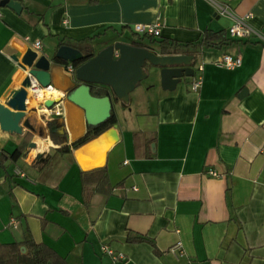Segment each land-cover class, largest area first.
I'll use <instances>...</instances> for the list:
<instances>
[{
    "label": "crops",
    "instance_id": "crops-1",
    "mask_svg": "<svg viewBox=\"0 0 264 264\" xmlns=\"http://www.w3.org/2000/svg\"><path fill=\"white\" fill-rule=\"evenodd\" d=\"M18 1L19 14L0 6V105L21 87L26 71L18 61L35 40L51 61L53 92L28 91L21 123L33 130L0 128V244L31 239L54 251L59 264H107L102 243L122 256L114 264H264V43L230 37L231 18L208 0ZM212 1L237 16L249 13L248 23L264 34V0ZM157 20L153 41L132 29ZM205 30L223 32L213 39L221 43L182 45ZM133 40L159 54L160 40L181 44L177 54L193 55L192 74L164 89L159 69L146 62L152 82L136 107L120 121L121 102L114 103L116 128L71 148L86 122L66 99L77 83L69 62L53 59L59 43H87L96 54ZM222 54L241 62L218 66ZM47 99L58 100L60 115H46ZM97 167H105L106 182L96 172L86 173L84 184L82 172Z\"/></svg>",
    "mask_w": 264,
    "mask_h": 264
},
{
    "label": "water",
    "instance_id": "water-1",
    "mask_svg": "<svg viewBox=\"0 0 264 264\" xmlns=\"http://www.w3.org/2000/svg\"><path fill=\"white\" fill-rule=\"evenodd\" d=\"M0 6H6L19 14L22 6L18 0H0ZM117 56L114 57V52ZM82 53L69 45H60L53 59L64 62H77L82 59ZM17 61V56H12ZM193 55L188 54H159L154 48L146 44L134 45L124 42H114L99 50L74 70L75 78L80 83L66 94V99L83 111L85 122L96 125L107 120L111 115L112 102L110 96H95L90 93L89 84H102L108 86L115 98L127 104L129 93L138 82L150 75L152 68H158L162 88L171 90L182 76L192 74ZM151 67L145 69V63ZM22 70L26 71L21 81V87L16 90L6 101V107L0 105V128L2 130L20 132L21 126L33 130L28 120L21 123L24 118L28 91L34 93L37 88L31 86L30 77H34L41 87L50 85L51 74L49 71L51 61L45 55L31 47L26 48L18 61ZM244 92L242 90L240 94ZM57 99H47L42 102L45 108H51ZM12 109V111L10 109ZM35 110V109H33ZM111 127L116 128L113 123ZM110 127V128H111Z\"/></svg>",
    "mask_w": 264,
    "mask_h": 264
},
{
    "label": "trees",
    "instance_id": "trees-1",
    "mask_svg": "<svg viewBox=\"0 0 264 264\" xmlns=\"http://www.w3.org/2000/svg\"><path fill=\"white\" fill-rule=\"evenodd\" d=\"M141 39L146 37L149 40L153 41L155 40V36H150L146 34H139L136 33ZM215 38H223V32H212L210 30H205L202 33V37L199 41L195 43H187V44H182L183 46L187 47L189 45H192V48L194 47H212L215 45H218L221 43V40L219 42H213V39ZM89 41V39L87 40ZM160 43V53H165V54H177L180 53L178 52L177 47L181 46V44L175 43V42H165L164 40L158 41ZM63 44V41L59 43V46ZM130 44L134 45H142L143 43L137 40H133L130 42ZM64 45V44H63ZM73 47V46H72ZM76 48V46L74 47ZM77 49L82 53V59L71 63L72 66L74 67V70L76 67H78L80 64H82L84 61H86L88 58L92 57L95 52L93 48L90 46V44H84L81 46H77ZM54 60L58 62H62L67 64V62H64L63 60L55 59ZM76 85L74 88L80 83L76 78ZM90 86V93L95 96H104L108 95L110 96L111 102H112V108H111V115L110 117L105 120L102 123H98L96 125H90L86 123V131L85 133L76 139L75 141L71 142L70 147L71 148H76L83 143L87 142L91 138L97 136L100 134L102 131L110 127L113 123H115V115H114V110H113V104L118 102V100L115 98V95L112 93L111 89L102 84H89ZM73 88V89H74ZM72 89V90H73ZM122 106H126L125 104L121 103ZM52 106L51 108H53ZM60 150H69V146H65L60 148ZM19 156V150L16 149L14 150L11 154V158H16ZM96 172H99L97 181L105 183L106 182V170L105 167H97L94 168L88 172H82V181L85 184V174L86 173H92L95 174ZM85 187V185H84ZM87 187V186H86ZM87 189V188H86ZM20 244H23L25 247V252L22 253L19 249ZM64 261L50 248H48L46 245L42 243H36L31 239H26L22 241L21 243H8V244H0V264H59L63 263Z\"/></svg>",
    "mask_w": 264,
    "mask_h": 264
},
{
    "label": "built area",
    "instance_id": "built-area-1",
    "mask_svg": "<svg viewBox=\"0 0 264 264\" xmlns=\"http://www.w3.org/2000/svg\"><path fill=\"white\" fill-rule=\"evenodd\" d=\"M210 2H212L214 4V6L217 9V12L220 15H227L231 18V24L228 26L227 28V32L229 34L230 37L232 38H237V39H244V38H256L258 40H260L262 43H264V34L260 33L259 31H257L256 29H254L249 23H248V19L250 18V14H245L243 16H237L235 14H233L227 6H225L224 4H220L218 2H214L212 0H208ZM160 22L157 20L155 22L152 23H135L132 25V29L134 32L139 33V34H146V35H150V36H159L160 33ZM31 48L33 50L38 51V49L40 48V42L38 40L33 41L31 44ZM114 56H117V52L114 53ZM241 62V58L240 56H235L232 57L231 55L228 54H222L220 55L215 64L218 66H222L225 68H234L236 66H238ZM66 69L69 72H73V66L71 63L66 65ZM198 70H202V65L198 66ZM30 81H31V86L36 87L37 89L34 91L37 95H39L41 93V96H43V92H50L52 91L51 89V85H48L47 87H41L37 81L35 80L34 77H30ZM201 83V76L198 74L196 75L192 82H191V89L192 90H196L199 85ZM45 108V107H44ZM45 113L46 115H54V116H58L60 115V112L58 111V109H52V108H45ZM209 174L211 175H216V172L214 171H209ZM11 222H14V220H11ZM180 247V243L177 242L176 244H174L173 246H171L170 250L172 252H174L175 250H177ZM100 250L103 254L107 255L110 258V262L107 264H114L117 260H120L122 258L121 255L116 254L115 252H113L111 249H109L107 247V245L105 243H102L100 245Z\"/></svg>",
    "mask_w": 264,
    "mask_h": 264
},
{
    "label": "rangeland",
    "instance_id": "rangeland-1",
    "mask_svg": "<svg viewBox=\"0 0 264 264\" xmlns=\"http://www.w3.org/2000/svg\"><path fill=\"white\" fill-rule=\"evenodd\" d=\"M147 66V63H145V68ZM151 74L148 75L145 79L138 82L136 87L129 93V100L126 106H122L120 103H115L117 106L115 108L117 109L119 120L121 121V118L123 116H127L128 113H130V109H133L136 107L134 99L138 96H141L145 93V90L148 89V87L151 85L152 79ZM146 97V96H144Z\"/></svg>",
    "mask_w": 264,
    "mask_h": 264
},
{
    "label": "bare ground",
    "instance_id": "bare-ground-1",
    "mask_svg": "<svg viewBox=\"0 0 264 264\" xmlns=\"http://www.w3.org/2000/svg\"><path fill=\"white\" fill-rule=\"evenodd\" d=\"M53 91H51V93H52ZM50 93V92H49ZM48 92H43L42 94L43 95H47V94H49ZM28 96V95H27ZM39 97L41 96V93H40V95H38ZM28 98V97H27ZM30 99V98H29ZM31 100V99H30Z\"/></svg>",
    "mask_w": 264,
    "mask_h": 264
},
{
    "label": "flooded vegetation",
    "instance_id": "flooded-vegetation-1",
    "mask_svg": "<svg viewBox=\"0 0 264 264\" xmlns=\"http://www.w3.org/2000/svg\"><path fill=\"white\" fill-rule=\"evenodd\" d=\"M73 72H74V67H73Z\"/></svg>",
    "mask_w": 264,
    "mask_h": 264
},
{
    "label": "clouds",
    "instance_id": "clouds-1",
    "mask_svg": "<svg viewBox=\"0 0 264 264\" xmlns=\"http://www.w3.org/2000/svg\"><path fill=\"white\" fill-rule=\"evenodd\" d=\"M116 57V56H115Z\"/></svg>",
    "mask_w": 264,
    "mask_h": 264
}]
</instances>
